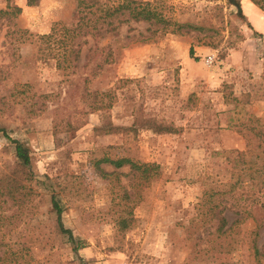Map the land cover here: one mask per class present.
<instances>
[{
  "label": "rangeland",
  "instance_id": "rangeland-1",
  "mask_svg": "<svg viewBox=\"0 0 264 264\" xmlns=\"http://www.w3.org/2000/svg\"><path fill=\"white\" fill-rule=\"evenodd\" d=\"M14 1L21 14L13 23L0 19V124L27 149L34 179L25 195L14 143L0 132V264H264L263 160L253 149L257 140L244 137L258 125L254 116L264 124V29L244 13L245 20L231 15L226 0H160L166 17L199 28L141 41L149 23L122 22L99 40L109 43V63L98 69L87 62L88 38L71 72L56 68V50L40 52L34 35L55 21L74 22L77 0ZM214 4L222 6V22ZM14 28L31 36L11 35ZM190 45L215 55L211 64L198 63V77L210 66L220 81L212 88L200 81L183 94L178 60L190 56ZM148 46L156 49L135 52ZM255 65L260 73L249 69ZM116 85L110 108L88 112V91ZM139 107L175 132L95 133L106 117L129 127ZM103 157L156 162L159 175L145 181L127 165L106 162L98 169ZM53 194L64 227L85 242L76 252L56 228Z\"/></svg>",
  "mask_w": 264,
  "mask_h": 264
},
{
  "label": "trees",
  "instance_id": "trees-1",
  "mask_svg": "<svg viewBox=\"0 0 264 264\" xmlns=\"http://www.w3.org/2000/svg\"><path fill=\"white\" fill-rule=\"evenodd\" d=\"M218 1V0H209ZM228 4L235 7V11L230 12L231 15L237 17L238 19L245 20L241 8V0H226ZM255 6L260 10L264 11V0H250ZM6 4L4 8H0V19L6 18L7 22H12L22 12V7L15 3L14 0H5ZM40 0H26L27 6L37 5ZM160 0L145 1V0H77L76 4V16L74 22L66 24L61 21H55L52 23L50 31L47 34L34 35L39 41V51H47L46 55L49 57V53L52 49H55L57 53L54 55L57 57L55 66L59 70H68L73 72L75 63L79 60L81 55V49L83 46L88 44V38L93 40V47L89 46L87 48V53L85 54V59L87 62H95L98 69L103 65L107 64L112 60V51L107 44H100V39L104 37L105 34L110 32H115L122 22L129 20L135 22H148L149 26L147 30H151L150 35L141 38V41L149 40L163 33H171L175 35H184L188 33L191 29H198L199 26H195L189 22H179L166 17L164 15L163 5L159 3ZM213 11L214 17L219 18L222 22L224 18V13L222 12V6L219 4H214L210 7ZM246 24L250 27L249 22ZM15 26V24H13ZM151 26H154L151 28ZM11 35L15 34H28L27 30L21 31L20 29L14 28L9 32ZM212 42H207L210 44ZM212 46V45H211ZM60 51V53H59ZM193 46L189 47V54L193 56ZM47 56H41V59H48ZM54 57V56H50ZM86 65V64H84ZM131 79L128 78H117L116 82L124 83L129 82ZM119 86L116 85L114 89L107 91L92 90L86 93L88 99V112H101L112 105V100L115 98V89ZM230 87V85H227ZM247 96V94H246ZM133 119L129 127L116 126L114 125L108 117L102 119L100 126L95 128V133L99 135L118 133L131 128H147L153 129L156 133H169L175 132V129L166 122L158 120L154 116H148L143 113V110L139 107L137 110L132 111ZM258 125L250 126V133L245 134L249 141L253 139L257 140L256 144L253 142V149H260V154H262V165L264 167V124L259 123V118L253 117ZM0 132L3 133L7 138L14 143V152L17 159V164L20 166L21 171L24 176L23 179L26 184L23 183L20 188L24 191L26 189L25 195H28L31 191V187L28 185V181L34 179V174L31 170V159L27 153V149L17 140L11 139L7 134L5 126L0 124ZM239 132H241L239 130ZM240 158L243 156V152H238ZM102 162L110 163L115 168H121L123 166H128L130 170L140 174L142 179L145 181L151 178H156L159 175V164L156 162H136L128 157H123L120 159H111L108 157H103L97 160L96 167L100 169L99 164ZM101 175L106 177L111 175V173H106L100 170ZM13 180V179H12ZM1 181V180H0ZM264 184V179L262 180ZM11 185H14L10 183ZM0 184V188H1ZM264 191V188H263ZM230 192V191H229ZM214 194H226L224 190H217L213 192ZM211 193V194H213ZM264 194V192H263ZM255 199V198H253ZM52 210L56 215V228L57 230L67 236L68 242L72 245V249L76 252L78 249L85 246V242L76 237L72 231L65 228L61 221L62 207L59 200L53 194L50 197ZM221 211H218L216 215V220H218V227L222 228L226 225V219L224 216L219 215ZM127 219L122 218V224H127ZM255 253H258V249L254 248Z\"/></svg>",
  "mask_w": 264,
  "mask_h": 264
},
{
  "label": "crops",
  "instance_id": "crops-1",
  "mask_svg": "<svg viewBox=\"0 0 264 264\" xmlns=\"http://www.w3.org/2000/svg\"><path fill=\"white\" fill-rule=\"evenodd\" d=\"M42 1V0H41ZM241 8L243 13L246 15L247 19L250 21V23H255L257 25V29H264V11L260 10L257 6H255L250 0H241ZM251 10L254 12L256 16V20L252 19V17H249L248 11ZM254 25V24H253ZM190 47V46H189ZM156 48L154 46H148L146 48H137L135 52L146 50L148 53H151ZM134 50V49H132ZM209 49L206 47H194L193 56L190 57L189 55H183L180 60H178L179 65V71H180V91L184 93H189L191 91H194L196 88L195 86L198 85L200 81H203L207 84V86L215 87L216 84H218V77L213 76V69L208 67V71H206V74L202 77H198L196 74L198 72L197 65L200 61L204 60L202 57H206L209 55ZM235 55V54H233ZM250 70H254L255 73H260L261 69L260 67H250ZM215 69L214 71H216Z\"/></svg>",
  "mask_w": 264,
  "mask_h": 264
},
{
  "label": "built area",
  "instance_id": "built-area-1",
  "mask_svg": "<svg viewBox=\"0 0 264 264\" xmlns=\"http://www.w3.org/2000/svg\"><path fill=\"white\" fill-rule=\"evenodd\" d=\"M215 59V55L214 54H209L205 59L204 62L206 64H211Z\"/></svg>",
  "mask_w": 264,
  "mask_h": 264
}]
</instances>
